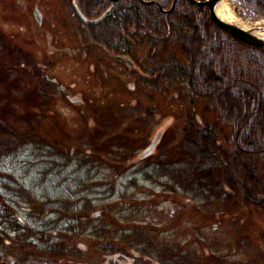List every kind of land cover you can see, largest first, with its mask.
Here are the masks:
<instances>
[{
  "label": "rangeland",
  "instance_id": "obj_1",
  "mask_svg": "<svg viewBox=\"0 0 264 264\" xmlns=\"http://www.w3.org/2000/svg\"><path fill=\"white\" fill-rule=\"evenodd\" d=\"M226 2L238 18L239 26L254 32L256 27H264V17L248 20L233 0ZM76 11L89 20L102 16L95 23L107 15L104 11L96 18L87 17L78 0H0L2 114L9 127L17 130L25 128V119L33 121V112L40 114L42 108L44 114L37 128L40 138L56 141L60 149L68 152L85 151L101 167L96 182L114 183L115 196L123 198L90 208L83 203L89 217L101 218L105 223L102 226L107 231L103 236L86 234L90 227L83 235L58 228L48 237L38 234L45 239L56 237L53 249L39 250L33 243L25 244L24 235L20 234L14 238L22 240L5 243L7 251L33 256L35 264H158L149 256L155 248L172 245L177 250L190 244L189 249L196 250L200 259L221 255L228 264H264V211L246 204L239 192L225 186L219 196L210 191L209 197H203L208 193L206 175L211 173L208 170L211 163H197L194 167L203 190V195L199 193L195 198L179 190L164 191V186L147 180L145 171L138 169L141 163L179 157L180 142L191 128L188 124L198 117L212 125L224 148L228 151L232 148L230 126L222 123L212 104L195 96L182 82L167 81L160 73L168 68V63L180 58L177 47L170 43L153 46L128 36L130 42L125 47L133 60L131 69L135 75H127L129 68L118 64L112 55L122 50L118 46L114 49L88 42L79 31L80 26L82 29L85 26ZM245 24L250 26L244 27ZM17 48L32 55L41 78L50 85L33 74L32 65L18 64ZM153 51H156L154 57ZM43 84L48 87L41 96ZM141 144L143 147L134 152ZM150 147L148 154L145 153ZM23 155L28 159L26 173L19 167H14L18 172L8 170L4 164L0 170L28 177L36 158L31 161V155ZM243 161L255 164L264 172L260 159L244 157ZM219 170H223L221 166L213 169ZM147 171L156 179L159 175L158 180L165 183L162 166L149 167ZM232 171L236 173V169ZM134 180L135 184L131 185ZM122 182L129 187H122ZM227 206L231 207L227 209ZM121 209L123 212L119 214ZM133 209L138 210L134 216ZM21 221L24 222L23 217ZM33 225L32 230H37L38 225ZM137 233L152 241L147 254L140 255L135 248L138 245L133 235ZM103 245L122 247L124 251L110 253Z\"/></svg>",
  "mask_w": 264,
  "mask_h": 264
},
{
  "label": "trees",
  "instance_id": "obj_2",
  "mask_svg": "<svg viewBox=\"0 0 264 264\" xmlns=\"http://www.w3.org/2000/svg\"><path fill=\"white\" fill-rule=\"evenodd\" d=\"M173 1L115 0L112 3V0H78V6L89 18L107 12L98 23L81 21L85 28L80 26L79 31L85 34L88 42L116 49L128 45L130 36L153 46L158 43L174 44L180 58L168 63L162 74L164 79L185 84L195 96L210 102L222 123L230 126V151L218 142L212 125L198 117L188 124L191 128L180 142L182 154L179 157L141 163L138 169L145 171L147 180H155L164 186V191L179 190L195 198L199 193L203 195V190L198 184L200 180L194 167L197 163H211L212 167L208 169L211 173L206 175L208 193L203 197H209L210 191L219 196L225 186L239 192L246 204L264 211V172L255 164L243 161L247 157L260 159L264 164V48L246 44L222 29L211 19L205 5L176 0L174 7L166 12ZM233 1L246 19L264 17V0ZM17 49L18 64L32 65L33 74L41 78L32 55ZM47 87L42 85L41 96H44ZM48 96L54 101L51 91H48ZM40 112H33V121L24 120L25 128L14 130L2 114L0 100V168L4 164L8 170L18 172L14 167H19L26 173L28 159L23 154L31 155V161L36 158V162L31 163L34 170L28 177L0 170V264H35L33 256H18L7 251L5 243L22 240L14 238L20 234L24 235L25 244L33 243L39 250L53 249L56 237L45 239L38 234L48 237L58 228L83 235L90 227L86 234L103 236L107 231L102 226L105 223L101 222V218L89 217L83 203L89 204L90 208L123 198L115 196L114 183L96 182L101 167L85 151L76 149L68 152L60 149L58 142H46L40 138L37 128L42 122V108ZM141 145L133 149L134 152L141 149ZM110 165L115 167L113 163ZM159 165L163 168L165 183L158 180L159 175L156 179L147 171L149 167ZM219 166L223 170L213 171ZM232 169H236V173ZM121 186L129 187L123 182ZM226 202L231 203L230 200ZM230 207L227 206V209ZM134 211L138 210L133 209V216ZM118 212L121 214L123 209ZM31 223L38 225L37 230H32ZM133 236L138 245L135 247L137 252L147 254L145 252L152 241L142 233ZM189 246L173 250L172 245H166L155 248L154 254L148 255L158 264H228L221 255L200 259L196 250L191 251ZM103 248L110 253L124 251L122 247L110 245H103ZM138 261L144 263L140 258Z\"/></svg>",
  "mask_w": 264,
  "mask_h": 264
},
{
  "label": "water",
  "instance_id": "obj_3",
  "mask_svg": "<svg viewBox=\"0 0 264 264\" xmlns=\"http://www.w3.org/2000/svg\"><path fill=\"white\" fill-rule=\"evenodd\" d=\"M112 1H114V0H112ZM190 1H192L193 3H195L197 5H205L208 8L209 15H210L211 19L218 26H220L222 29L227 31L229 34H231L236 39H238V40H240L246 44H250L253 46H259V47L264 48V38L255 34V32L252 29L243 28L234 22L224 20L218 16L217 11H216V7H217V4L219 3L220 0H190ZM175 2H176V0H174L172 2L171 7L168 10H166V12H169L174 7ZM77 13L87 23H95V22L99 21L102 17L101 16L97 19L89 20V19L84 18L79 11H77ZM35 16H36L37 20H40V16L38 15V13H35ZM255 29L263 30L264 27L260 26L259 28H255ZM151 147H152V144H151ZM151 147L145 153H148L151 150Z\"/></svg>",
  "mask_w": 264,
  "mask_h": 264
},
{
  "label": "flooded vegetation",
  "instance_id": "obj_4",
  "mask_svg": "<svg viewBox=\"0 0 264 264\" xmlns=\"http://www.w3.org/2000/svg\"><path fill=\"white\" fill-rule=\"evenodd\" d=\"M77 14V13H76ZM78 15V14H77ZM79 16V15H78ZM79 18H81L79 16ZM82 19V18H81ZM83 20V19H82ZM84 21V20H83ZM122 51L121 53H117V54H112L115 55V59L118 62V64H122L125 68H129V70L127 69V75H135V72L131 69L132 66H134L133 60L130 59V52H127V49L125 46H122L120 48ZM107 52L111 53L110 50H107ZM156 51H153L152 55L155 53ZM164 71H160V73H164L166 71V69H163ZM108 70L105 69V74H108ZM121 75H126V73H121ZM104 78V77H103ZM101 78V79H103ZM128 80V78H126ZM65 91V90H64ZM149 156V155H148ZM147 157V154L144 156V158Z\"/></svg>",
  "mask_w": 264,
  "mask_h": 264
},
{
  "label": "bare ground",
  "instance_id": "obj_5",
  "mask_svg": "<svg viewBox=\"0 0 264 264\" xmlns=\"http://www.w3.org/2000/svg\"><path fill=\"white\" fill-rule=\"evenodd\" d=\"M216 11H217V14L220 18L227 20V21H230V22L239 23L238 18L234 16V14L232 13V11L230 9V5L226 2V0H220L219 1V3L217 4V7H216ZM249 26L250 25L245 24L244 27H249ZM256 28H259V27H256ZM255 34L264 38V29L263 30L257 29Z\"/></svg>",
  "mask_w": 264,
  "mask_h": 264
}]
</instances>
